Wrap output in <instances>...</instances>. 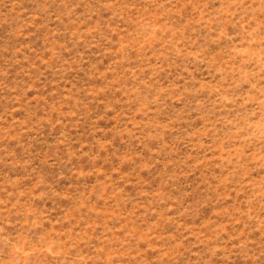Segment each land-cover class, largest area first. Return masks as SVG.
Here are the masks:
<instances>
[{
    "label": "rangeland",
    "instance_id": "1",
    "mask_svg": "<svg viewBox=\"0 0 264 264\" xmlns=\"http://www.w3.org/2000/svg\"><path fill=\"white\" fill-rule=\"evenodd\" d=\"M0 264H264V0H0Z\"/></svg>",
    "mask_w": 264,
    "mask_h": 264
}]
</instances>
